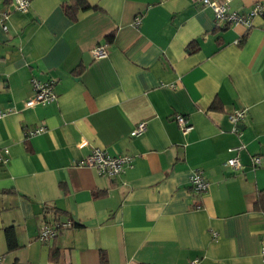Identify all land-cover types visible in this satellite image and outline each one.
<instances>
[{
	"label": "crops",
	"instance_id": "crops-1",
	"mask_svg": "<svg viewBox=\"0 0 264 264\" xmlns=\"http://www.w3.org/2000/svg\"><path fill=\"white\" fill-rule=\"evenodd\" d=\"M11 2L0 0L12 11L0 30V264H264V0L227 1L241 14L262 5L250 29L217 26L192 0H86L95 10L76 21L74 0H31L26 13ZM34 78L54 102L27 106ZM96 148L133 164L99 176L83 164ZM196 171L205 193L189 186ZM58 222L73 225L42 242Z\"/></svg>",
	"mask_w": 264,
	"mask_h": 264
},
{
	"label": "built area",
	"instance_id": "built-area-1",
	"mask_svg": "<svg viewBox=\"0 0 264 264\" xmlns=\"http://www.w3.org/2000/svg\"><path fill=\"white\" fill-rule=\"evenodd\" d=\"M31 0H12L13 11H19L26 13L29 10ZM194 3H200L205 7H210L214 12V17L216 24H228V25H241L247 29H250L253 23V18L259 15L262 12V5L256 4L254 8L248 11L246 14H241L235 11H232L227 4L228 0H225V3H219L216 0H192ZM12 11L2 10L0 11V30H8V19ZM136 24H140V19H136ZM106 44H100L96 46L92 55L95 59L100 60L107 58L108 52ZM32 83L36 89V95L34 98L27 102L28 107H33L36 104H49L56 100V95L52 91L50 83L40 82L37 79H33ZM6 113L0 112V119L5 116ZM246 112L240 111L230 115V121L235 125V131H238L239 122L245 117ZM176 121L183 129L187 131L192 129V126L189 124L187 119L182 115L176 116ZM44 128L40 130H34L29 133L33 136L36 133H40ZM147 129L146 122H140L134 130L131 132V136L138 137L145 133ZM88 146L86 141H82L78 144L79 149H85ZM2 161V159H0ZM260 158H254V165L259 166L261 164ZM86 167L94 169L99 176H104L107 178H115L122 175L127 168L131 167L133 164V159L131 157L120 155L112 156L106 150L103 149H93L91 153L86 157L84 163ZM226 164L234 169H241L242 165L237 158L229 159ZM190 188L196 193L201 194L205 193L208 189V184L205 182L203 176L199 171L194 172L191 176L189 182ZM72 222L66 223H55L54 225H44L42 226L39 239L42 242H49L51 239L57 237L60 231L72 227ZM214 238H217V234H213ZM261 257L264 260V235L262 236L261 241ZM0 257V261H1Z\"/></svg>",
	"mask_w": 264,
	"mask_h": 264
},
{
	"label": "trees",
	"instance_id": "trees-1",
	"mask_svg": "<svg viewBox=\"0 0 264 264\" xmlns=\"http://www.w3.org/2000/svg\"><path fill=\"white\" fill-rule=\"evenodd\" d=\"M94 9L90 7L86 0H74V4L65 6L66 13L70 16V18L74 21L77 20V12L78 10H90ZM114 34H111L110 36L107 37L109 42H112V37ZM245 40V38H244ZM243 40V41H244ZM211 110H221V105L218 103H214V105L211 107ZM254 208L257 212L264 213V190L258 193ZM6 237H7V244H8V249L9 251H14L18 248V244L15 241V232L14 228H6L5 229ZM52 260L57 261L58 259L56 257H53ZM19 264V263H15ZM102 264H107V260L105 255L102 256Z\"/></svg>",
	"mask_w": 264,
	"mask_h": 264
},
{
	"label": "rangeland",
	"instance_id": "rangeland-1",
	"mask_svg": "<svg viewBox=\"0 0 264 264\" xmlns=\"http://www.w3.org/2000/svg\"><path fill=\"white\" fill-rule=\"evenodd\" d=\"M217 25V24H216ZM228 25V24H227ZM218 26V25H217Z\"/></svg>",
	"mask_w": 264,
	"mask_h": 264
}]
</instances>
